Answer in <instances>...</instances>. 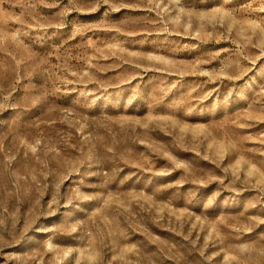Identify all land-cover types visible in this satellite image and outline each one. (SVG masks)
Segmentation results:
<instances>
[{"label":"rangeland","instance_id":"rangeland-1","mask_svg":"<svg viewBox=\"0 0 264 264\" xmlns=\"http://www.w3.org/2000/svg\"><path fill=\"white\" fill-rule=\"evenodd\" d=\"M0 264H264V0H0Z\"/></svg>","mask_w":264,"mask_h":264}]
</instances>
